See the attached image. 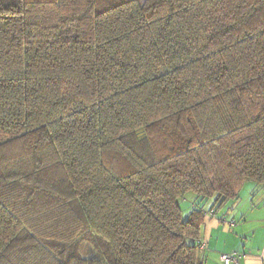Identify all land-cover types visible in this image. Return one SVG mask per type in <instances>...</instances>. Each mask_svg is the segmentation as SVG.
Returning <instances> with one entry per match:
<instances>
[{"label":"trees","instance_id":"obj_1","mask_svg":"<svg viewBox=\"0 0 264 264\" xmlns=\"http://www.w3.org/2000/svg\"><path fill=\"white\" fill-rule=\"evenodd\" d=\"M249 182L264 0H0V264H203Z\"/></svg>","mask_w":264,"mask_h":264},{"label":"crops","instance_id":"obj_2","mask_svg":"<svg viewBox=\"0 0 264 264\" xmlns=\"http://www.w3.org/2000/svg\"><path fill=\"white\" fill-rule=\"evenodd\" d=\"M245 186L248 192L243 197L239 194L236 202L224 204L204 220L203 264H221L220 255L230 253L245 255L238 264H264V185L249 182L241 191ZM209 209L210 205L205 207Z\"/></svg>","mask_w":264,"mask_h":264},{"label":"rangeland","instance_id":"obj_3","mask_svg":"<svg viewBox=\"0 0 264 264\" xmlns=\"http://www.w3.org/2000/svg\"><path fill=\"white\" fill-rule=\"evenodd\" d=\"M246 192H248L247 186H245L244 190L240 192V197L241 196L243 197L246 194ZM192 198H193V195L191 193H189L184 198L179 200V205H180V208L183 212L184 217L187 216V214L189 213V211L192 208ZM228 205H230V203H228ZM81 253L84 257L95 256V257L99 258V254L97 252H95L94 250H91V248H89L88 246H85L82 249Z\"/></svg>","mask_w":264,"mask_h":264},{"label":"built area","instance_id":"obj_4","mask_svg":"<svg viewBox=\"0 0 264 264\" xmlns=\"http://www.w3.org/2000/svg\"><path fill=\"white\" fill-rule=\"evenodd\" d=\"M230 226L233 227L234 224L231 222ZM204 248V244L202 243L199 247V250L202 251ZM245 257L242 253H230V254H221L220 262L221 264H238L241 259Z\"/></svg>","mask_w":264,"mask_h":264}]
</instances>
